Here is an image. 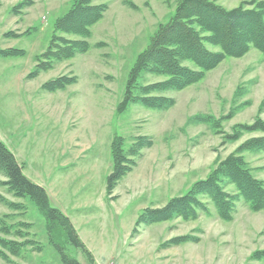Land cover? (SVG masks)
Wrapping results in <instances>:
<instances>
[{
  "label": "rangeland",
  "instance_id": "obj_1",
  "mask_svg": "<svg viewBox=\"0 0 264 264\" xmlns=\"http://www.w3.org/2000/svg\"><path fill=\"white\" fill-rule=\"evenodd\" d=\"M243 1L218 0L228 8ZM100 2L110 7L92 28L89 51L29 78L45 60L56 21L72 2L0 0V138L24 173L72 219L95 264L246 263L254 250L264 249V210L243 201L230 221L209 201L210 214L196 220L142 224L137 235L133 229L142 209L163 207L205 178L217 160L264 134L251 128L264 121V53L253 48L242 57H227L201 81L161 93L175 99L169 109L132 104L118 114L137 55L178 0H95ZM4 49L23 52L1 55ZM59 76L76 80L56 91L43 88ZM159 79L149 75L146 81ZM116 135L124 137L125 148L138 136L152 145L108 195ZM245 155L254 175L264 180V152ZM6 179L0 173V195L22 206L12 209L0 201V216L12 225L10 233L0 235L26 244L11 260L0 256V264H63L45 237L40 213L28 198L15 196L2 183ZM180 235L195 239L169 243ZM30 239L38 242L28 244ZM68 250L81 264H91L81 250Z\"/></svg>",
  "mask_w": 264,
  "mask_h": 264
},
{
  "label": "trees",
  "instance_id": "obj_2",
  "mask_svg": "<svg viewBox=\"0 0 264 264\" xmlns=\"http://www.w3.org/2000/svg\"><path fill=\"white\" fill-rule=\"evenodd\" d=\"M70 9L55 24L51 42L39 62L29 74L35 77L53 67L54 62L74 58L89 51L92 28L105 17L109 10L106 2L95 0H71ZM134 6V5H133ZM218 48V49H216ZM256 48L264 53V0H245L234 8H228L218 0H178L173 14L166 22H160L150 36L147 47L136 57L127 80L124 97L117 106L123 114L132 104L151 109H169L175 99L161 93L183 90L217 68L227 57H242ZM23 52L18 49L3 50L1 55ZM161 79L147 82L148 76ZM76 77L59 76L44 83L48 91L64 89L73 84ZM200 117V116H198ZM205 120V119H204ZM253 130L264 133V121L258 119ZM249 128V127H248ZM132 145L124 147V137L116 135L112 142L113 170L107 179V194H113L119 182L138 164L142 151L152 145L150 138L138 136ZM264 152V134L244 141L237 151L217 160L205 178L194 182L181 195L173 196L163 207L148 206L141 210L133 229L176 218L196 220L201 213L210 214L209 201L216 207L223 220L234 217L240 201L255 211L264 210V180L257 178L245 152ZM0 173L13 194L28 198L44 221L45 237L54 247L63 264H81L68 248L81 250L91 264H95L91 250L82 240L72 219L51 202L46 188L31 180L23 170L14 152L0 138ZM234 186L235 192L227 190ZM0 201L12 209L21 203L0 195ZM26 212V209L23 210ZM8 216V215H5ZM0 216V231H12L11 223ZM195 239L191 235L175 236L170 244H180ZM29 242H38L30 239ZM26 244L0 235V256L11 260L10 255H20ZM22 246V247H21ZM43 246L36 245L41 249ZM244 264H264V249H256Z\"/></svg>",
  "mask_w": 264,
  "mask_h": 264
}]
</instances>
